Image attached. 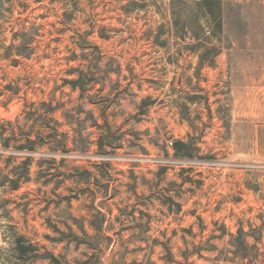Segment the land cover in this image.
I'll return each instance as SVG.
<instances>
[{
    "label": "rangeland",
    "instance_id": "rangeland-1",
    "mask_svg": "<svg viewBox=\"0 0 264 264\" xmlns=\"http://www.w3.org/2000/svg\"><path fill=\"white\" fill-rule=\"evenodd\" d=\"M127 1L0 0V171L24 173L0 256L12 225L55 258L31 264H264V233L242 262L222 235L264 230V0H221V35L195 0ZM201 42L220 53L198 66Z\"/></svg>",
    "mask_w": 264,
    "mask_h": 264
},
{
    "label": "trees",
    "instance_id": "trees-1",
    "mask_svg": "<svg viewBox=\"0 0 264 264\" xmlns=\"http://www.w3.org/2000/svg\"><path fill=\"white\" fill-rule=\"evenodd\" d=\"M51 2L53 0H50ZM135 0H128L127 3L124 5V7H130L134 8L136 3ZM195 5L199 10H201L204 14L203 17L206 18V21L208 20L212 21L211 24V31H213L215 34L219 33L221 35L222 33V18H221V0H195ZM209 23V22H208ZM205 26H200L201 29H204ZM184 29V28H183ZM185 31V29H184ZM187 31V30H186ZM185 31V32H186ZM24 32V31H23ZM185 35L180 36L182 40L185 39ZM186 50H189L190 52H193L199 57L198 66L203 65L206 61V51L207 50H213V56H216L220 53V50L216 46H212L211 48H208L206 45V42H201L197 44H191L186 43V45H183ZM88 43H84L83 45H80V49L83 51L86 48H89ZM99 60L102 58L100 55ZM91 70V69H90ZM75 72V71H71ZM113 72V69L111 67H106V70L104 71L105 76L109 77L110 74ZM85 70L81 69L78 71V76L76 78L68 79L66 80V83L70 85L73 89H80L81 94L86 90L83 85V80H85L86 77ZM90 75H92V81L97 82V79L94 76L93 71L90 72ZM182 111V109H180ZM5 124H9L7 121ZM97 126H101L98 123H94ZM188 125L191 128H194L191 121H188ZM6 131L9 133L8 137H5L2 139V146L8 147L9 142L13 141V145H15V148L18 150L27 149L29 151H33L37 148V134L40 136L39 133H36L34 139H30V134L28 133H19L17 134L14 129L9 126L5 127ZM108 132V131H107ZM188 139H178L173 142L172 149L174 150V156L179 157H193L199 152V147L196 146L194 142V137L187 134ZM106 138L100 137L99 139V145H104ZM5 163L7 164L8 159H6ZM29 163L25 165L26 168H28ZM16 167H13L10 170V173H1V181L0 185L7 186L9 190H16L19 188L21 184V180L24 178V173H16L15 171ZM183 170V169H181ZM166 198H172L167 197ZM168 201H163L162 204H167ZM181 208V203L177 202V211H179ZM264 222V221H263ZM7 229H10L12 233L6 235L5 233H2L3 241H7V243L10 246V256L9 257H3L0 256V264H31L35 260L39 259H51L52 261H55V258L53 255L45 251L43 253L38 252V246L36 243L32 242L28 237L22 234H18L15 232V228L12 225H8ZM264 230H260L259 236L250 235L248 231H244L243 227L241 225H238L235 233H226V231L223 229L222 235L227 234L229 236V242L228 245L233 251L228 250V252L233 253L234 258H239L241 262L247 258V254L242 253L243 250H247L252 247H257V242H261V239L263 237ZM249 237H252L255 242L251 244L248 240ZM256 243V244H255ZM242 251V252H241ZM230 260V259H229Z\"/></svg>",
    "mask_w": 264,
    "mask_h": 264
},
{
    "label": "built area",
    "instance_id": "built-area-1",
    "mask_svg": "<svg viewBox=\"0 0 264 264\" xmlns=\"http://www.w3.org/2000/svg\"><path fill=\"white\" fill-rule=\"evenodd\" d=\"M170 143H172V142H170Z\"/></svg>",
    "mask_w": 264,
    "mask_h": 264
}]
</instances>
